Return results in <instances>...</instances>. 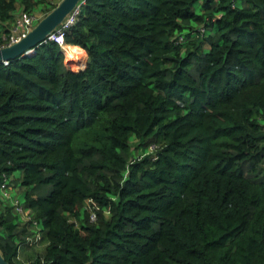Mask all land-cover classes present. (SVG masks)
Segmentation results:
<instances>
[{
    "label": "trees",
    "instance_id": "1",
    "mask_svg": "<svg viewBox=\"0 0 264 264\" xmlns=\"http://www.w3.org/2000/svg\"><path fill=\"white\" fill-rule=\"evenodd\" d=\"M56 3L0 0V37ZM63 32L84 67L0 61L5 259L264 264V0H83Z\"/></svg>",
    "mask_w": 264,
    "mask_h": 264
},
{
    "label": "water",
    "instance_id": "2",
    "mask_svg": "<svg viewBox=\"0 0 264 264\" xmlns=\"http://www.w3.org/2000/svg\"><path fill=\"white\" fill-rule=\"evenodd\" d=\"M83 0H58L53 8L39 17L35 23L16 41L0 47V61H7L20 55L27 54L40 42L50 38V35L62 24L66 16L71 13ZM62 49V48H61ZM63 50V49H62ZM67 58V57H66ZM69 64L71 60L65 59ZM83 66H79L80 68ZM0 264H11L5 259L0 248Z\"/></svg>",
    "mask_w": 264,
    "mask_h": 264
},
{
    "label": "built area",
    "instance_id": "3",
    "mask_svg": "<svg viewBox=\"0 0 264 264\" xmlns=\"http://www.w3.org/2000/svg\"><path fill=\"white\" fill-rule=\"evenodd\" d=\"M79 5H77L76 8L74 10H72L71 13H69L66 16V18L64 19L62 24H60L57 27V29L54 30V32H52L50 35V38L54 39L56 42L59 43V45L63 49L65 57H67L65 50H66L67 46H71V45L65 42L63 29L68 27L69 25H71L74 22L75 16L78 12ZM37 18H38V16L35 13H27L24 11H20V14L18 16H16V18H15V22H14L13 27L11 28V31L6 33V34L1 35L0 47L7 45V44H10V43L16 41L17 39H19L22 35L25 34V32L27 31V28L29 26H31L35 22V19H37ZM4 62H6V61H4ZM2 187L4 188V184L2 185ZM3 194L7 195V193L5 191H3ZM14 203L16 204V209L21 213V211L24 209L17 202V200H15ZM93 217H94V213H92L90 215V218H93Z\"/></svg>",
    "mask_w": 264,
    "mask_h": 264
},
{
    "label": "crops",
    "instance_id": "4",
    "mask_svg": "<svg viewBox=\"0 0 264 264\" xmlns=\"http://www.w3.org/2000/svg\"><path fill=\"white\" fill-rule=\"evenodd\" d=\"M72 45H74V44H72ZM85 55H86V51H85ZM86 58H87V56L85 57V59ZM10 190H11V192H13V191L17 192L18 188L17 187H11ZM11 194H13V193H11ZM27 212H28V210L24 209L21 211V215L25 216L27 214ZM44 244H45V242L43 240H40V238L33 240L32 242L29 243V245L23 246L21 253H20V257L23 259L24 262L29 263V260L33 259L36 256V253H38V251H41L43 249ZM40 246L42 247L41 250L39 249ZM33 252H34V254H33Z\"/></svg>",
    "mask_w": 264,
    "mask_h": 264
},
{
    "label": "rangeland",
    "instance_id": "5",
    "mask_svg": "<svg viewBox=\"0 0 264 264\" xmlns=\"http://www.w3.org/2000/svg\"><path fill=\"white\" fill-rule=\"evenodd\" d=\"M53 2H57L58 0H52ZM18 2L19 1H17V4H18ZM34 13L37 15V16H40V11H38V10H36V11H34ZM20 14V10H19V8L18 9H16V12H15V17L16 16H18ZM37 21V19H35V22ZM34 22V23H35ZM68 47V46H67ZM70 48V47H69ZM71 49H76V50H78V53L77 54H74L75 55V57L77 58V60L79 61V58H80V50L78 49V47H74V48H71ZM81 54H82V52H81ZM65 59H67L66 57H65ZM78 61L77 62H75L76 64H74L73 62H70L68 65L69 66H72V67H79V66H83L84 64H85V61H86V59L83 61V62H81V63H78ZM15 174L17 175L18 174V171H16L15 172ZM10 193H13L12 195H14V194H18V192L16 193L15 191H13V192H11V190H10ZM17 197L19 198V200L21 199V197H20V195L18 194L17 195ZM82 216V215H81ZM41 246H40V250H41ZM37 252V251H36ZM41 251H38V253H40ZM38 253H36V255L38 254ZM33 254H34V252H33Z\"/></svg>",
    "mask_w": 264,
    "mask_h": 264
},
{
    "label": "bare ground",
    "instance_id": "6",
    "mask_svg": "<svg viewBox=\"0 0 264 264\" xmlns=\"http://www.w3.org/2000/svg\"><path fill=\"white\" fill-rule=\"evenodd\" d=\"M72 46L74 47V46H77V45H72ZM78 49L80 50V58H79V60H80L81 57H82L81 51H84V49L81 48V47H79V46H78ZM65 52H66L69 56H71V57H75L74 54H77V53H78V50H76V49H71V48L67 47L66 50H65ZM84 52H85V51H84ZM75 58H76V57H75ZM76 59H77V58H76ZM69 60H70V59H69ZM71 62H73L74 64H76L73 60H71Z\"/></svg>",
    "mask_w": 264,
    "mask_h": 264
}]
</instances>
